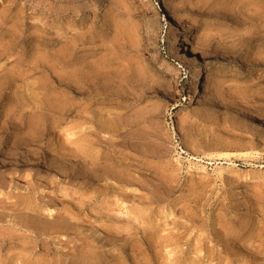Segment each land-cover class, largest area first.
<instances>
[{"label": "rangeland", "instance_id": "374dc122", "mask_svg": "<svg viewBox=\"0 0 264 264\" xmlns=\"http://www.w3.org/2000/svg\"><path fill=\"white\" fill-rule=\"evenodd\" d=\"M0 264H264V0H0Z\"/></svg>", "mask_w": 264, "mask_h": 264}, {"label": "bare ground", "instance_id": "6f19581e", "mask_svg": "<svg viewBox=\"0 0 264 264\" xmlns=\"http://www.w3.org/2000/svg\"><path fill=\"white\" fill-rule=\"evenodd\" d=\"M168 27H169V31L171 32V34H173L174 35V39H173V43L174 44H180L181 42H182V38L179 36V34L176 32V30H175V25H174V23L171 21V20H169L168 21ZM184 48L186 49V51H185V53H186V56L187 57H189V58H191V56L193 57V58H195V52L194 51H191V49H190V47L189 46H187V45H185L184 46ZM205 69L206 68H204V69H201L200 70V73H201V75L205 72ZM175 77H177V76H174V78ZM197 77H198V75H197ZM198 91V87H197V89H196V92ZM181 154H183V152L181 153ZM180 158H182V157H180ZM192 159H194V160H198V162H204L202 159H198V158H193L192 157ZM210 164V163H209Z\"/></svg>", "mask_w": 264, "mask_h": 264}]
</instances>
